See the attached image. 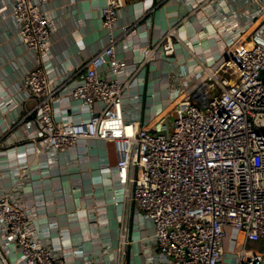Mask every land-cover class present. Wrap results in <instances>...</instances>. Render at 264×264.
Instances as JSON below:
<instances>
[{"label":"built area","instance_id":"1","mask_svg":"<svg viewBox=\"0 0 264 264\" xmlns=\"http://www.w3.org/2000/svg\"><path fill=\"white\" fill-rule=\"evenodd\" d=\"M46 1L11 0L17 37L35 54L22 83L36 98L35 152L56 155L81 137L114 140L117 179L132 184L131 198L153 221L154 242L171 264H224L228 226L245 235L237 264H264V250L247 244L264 239V0H253L246 29L232 42L243 44L203 65L201 96L181 87L173 105L150 124L125 115V91L158 53L175 52L181 21L208 0L149 43L136 63L117 57L115 37L90 55L70 88L89 107L82 119L53 114L58 87L44 63L52 31ZM102 1L103 24L111 28L125 0ZM0 235L11 236L21 251L10 260L0 236L1 264H68L29 228L27 210L10 192L0 193Z\"/></svg>","mask_w":264,"mask_h":264},{"label":"crops","instance_id":"2","mask_svg":"<svg viewBox=\"0 0 264 264\" xmlns=\"http://www.w3.org/2000/svg\"><path fill=\"white\" fill-rule=\"evenodd\" d=\"M201 1L125 0L111 28L103 24L102 0L44 2L52 29L44 63L58 87L55 118L89 116V107L70 88L82 78L79 69L84 61L111 37L116 39L117 57L136 63L149 43ZM255 6L253 0H208L190 12L180 23L175 52L158 53L133 77L124 94L125 115L150 124L173 105L181 87L193 88L197 98L201 96L203 65L243 44V39L232 42L246 29ZM11 10V0H0V193H11L27 210L29 228L68 264H171L154 242L153 221L131 198L132 184L125 186L117 179L114 140L81 137L56 155L35 152L36 98L22 87L35 54L18 39ZM101 70L106 73L108 67ZM229 230L242 233L240 248L244 232L233 226L227 227V234ZM227 234L224 264H237V254L234 262H226ZM1 239L8 258H20L14 239L9 235ZM247 244L264 250V239Z\"/></svg>","mask_w":264,"mask_h":264},{"label":"rangeland","instance_id":"3","mask_svg":"<svg viewBox=\"0 0 264 264\" xmlns=\"http://www.w3.org/2000/svg\"><path fill=\"white\" fill-rule=\"evenodd\" d=\"M242 233L229 230L227 234V250L225 252L226 262L232 263L235 259V254L238 256V248L241 245Z\"/></svg>","mask_w":264,"mask_h":264}]
</instances>
